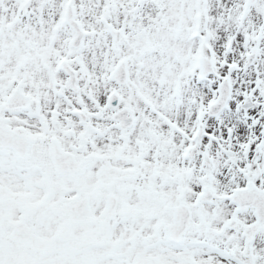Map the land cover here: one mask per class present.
<instances>
[{
	"label": "snow or ice",
	"instance_id": "snow-or-ice-1",
	"mask_svg": "<svg viewBox=\"0 0 264 264\" xmlns=\"http://www.w3.org/2000/svg\"><path fill=\"white\" fill-rule=\"evenodd\" d=\"M0 264H264V0H0Z\"/></svg>",
	"mask_w": 264,
	"mask_h": 264
}]
</instances>
